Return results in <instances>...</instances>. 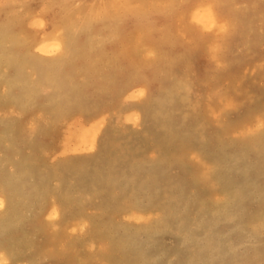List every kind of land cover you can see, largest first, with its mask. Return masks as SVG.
<instances>
[{
	"label": "rangeland",
	"instance_id": "rangeland-1",
	"mask_svg": "<svg viewBox=\"0 0 264 264\" xmlns=\"http://www.w3.org/2000/svg\"><path fill=\"white\" fill-rule=\"evenodd\" d=\"M20 1L0 0V264H263L264 221L253 219L264 202V39L257 36L253 57L234 46L238 56L224 61L237 66L220 77L206 47L223 32L189 16L217 0H142L138 12L106 10L109 0ZM231 2L251 7L254 30L264 32V0ZM166 30L172 40L160 53L185 31L189 43L200 40L198 69L208 72L206 98L185 122L155 104L159 89L137 95V75L156 66L178 104L186 63L167 80L150 50ZM53 33L67 38L64 56L36 53ZM51 73L56 85L46 81ZM164 111L161 122H146L147 113ZM94 124L101 127L94 145L78 138L80 126ZM239 188L246 189L240 204Z\"/></svg>",
	"mask_w": 264,
	"mask_h": 264
},
{
	"label": "bare ground",
	"instance_id": "bare-ground-1",
	"mask_svg": "<svg viewBox=\"0 0 264 264\" xmlns=\"http://www.w3.org/2000/svg\"><path fill=\"white\" fill-rule=\"evenodd\" d=\"M5 1H8V0H5ZM10 1V0H9ZM20 1V0H19ZM22 1V0H21ZM20 1V2H21ZM48 1V0H47ZM74 1V0H73ZM77 1V0H76ZM93 1V0H92ZM139 1V0H138ZM142 1V0H141ZM177 1V0H175ZM188 1V0H187ZM216 1V0H215ZM218 1V2H217ZM216 2V7L212 8L211 6H203V5H200L198 9L195 8V10H192L190 12V18L191 20L193 21V23H196L197 25H200V28L201 26L203 28H206L208 31H212L214 29H217L222 33V39L220 42H214V43H211L209 44L207 47H206V52L207 54L211 57V59L213 60V63L215 64L216 66V69L219 71V76L220 77H225V75H227L228 73H230L231 71H233L235 69V67L237 66V63H231V62H226L224 61L225 58H227L229 55H232L233 57H237L236 54H237V50L234 49V46L237 47L236 45H239V48H243L248 55H250L251 57L254 56V52H253V48H254V45L256 44V42L258 41V38L257 36H260V38L264 39V32L262 31H255L254 30V22H255V19H256V12H254L251 7H243L241 9L237 8L234 6V4L231 2V0H217ZM242 1V0H241ZM16 2V1H15ZM24 3L26 2L23 1ZM22 2V3H23ZM69 2V1H68ZM181 2V1H180ZM185 2V1H184ZM239 2V1H238ZM237 2V3H238ZM245 2V1H244ZM1 3V2H0ZM12 3V2H11ZM18 4V2H16ZM44 3V0L43 2ZM41 3V4H42ZM103 3V2H102ZM20 4V3H19ZM70 4V3H69ZM83 4V3H82ZM91 4V3H89ZM106 5H104L103 7H107L106 10H110V11H113L116 9V7H122L123 10H135V11H140V10H144L145 9V3L142 2H134V0H109L108 2L105 3ZM3 5V4H2ZM6 5H9L6 3ZM5 5V6H6ZM13 5V3H12ZM73 5V4H72ZM71 5V6H72ZM208 5V4H207ZM215 5V4H214ZM243 5V4H242ZM251 5V4H250ZM249 5V2H248V5L247 6H250ZM18 6V5H17ZM20 6V5H19ZM70 6V5H69ZM77 6V5H76ZM81 6V5H80ZM84 6V4L82 5ZM81 6V7H82ZM100 6V5H99ZM241 6V5H239ZM245 6V5H244ZM1 7V6H0ZM74 7V5H73ZM25 8V7H24ZM69 8V7H68ZM72 8V7H71ZM79 8V7H78ZM101 8V7H100ZM264 8V6H263ZM50 9V8H49ZM56 9V8H55ZM70 9V8H69ZM84 9V8H83ZM88 9V8H87ZM94 9V8H93ZM21 10V8H20ZM48 10V9H46ZM72 10V9H71ZM75 10V9H73ZM78 10V9H77ZM97 10V9H96ZM105 10V11H106ZM121 10V8H120ZM18 11V10H17ZM23 11V10H21ZM20 11V13H21ZM42 11V10H41ZM49 11V10H48ZM47 11V12H48ZM79 11V10H78ZM88 11V10H87ZM86 11V12H87ZM103 11V10H102ZM104 11V12H105ZM14 12V11H13ZM12 12V13H13ZM19 12V11H18ZM36 12V11H35ZM46 12V13H47ZM50 12V11H49ZM91 12V11H89ZM93 12V11H92ZM103 12V13H104ZM43 13V11H42ZM45 13V12H44ZM76 13V12H75ZM102 13V14H103ZM109 13V11H108ZM115 13V12H114ZM123 13V12H122ZM15 14V13H14ZM49 14V13H48ZM82 14V13H81ZM96 14V13H95ZM141 14V13H140ZM261 14V12H260ZM8 15V14H7ZM16 15V14H15ZM29 15V14H28ZM32 17V13L30 14ZM45 15V14H44ZM74 15V14H72ZM80 15V14H78ZM143 15V14H142ZM9 16V15H8ZM51 17V15H49ZM77 16V15H76ZM113 16V14H112ZM230 17L231 18V21H230V24L228 25V23H226L225 21V18L224 17ZM17 17V16H16ZM39 17V15H38ZM44 17V16H43ZM69 17V16H68ZM71 17V16H70ZM69 17V18H70ZM5 18V17H4ZM9 18V17H8ZM37 18V17H36ZM46 18V16H45ZM138 18V17H137ZM40 19V18H39ZM48 19V18H47ZM51 19V18H50ZM89 19V18H88ZM182 19V18H181ZM227 19V18H226ZM229 19V18H228ZM259 19V18H258ZM32 20V18H31ZM42 20V18H41ZM45 20V19H43ZM183 20V19H182ZM260 20V19H259ZM71 21V20H70ZM83 21V20H82ZM91 21V20H90ZM6 22V21H5ZM50 22V21H49ZM48 22V23H49ZM69 22V21H67ZM88 22V20L86 21ZM183 21L180 22V24L183 26L182 24ZM191 22V21H190ZM228 22V21H227ZM257 22V21H256ZM260 22V21H259ZM9 24V22H6V24ZM47 23V24H48ZM186 24V22H184ZM44 24V23H43ZM36 25V24H35ZM88 25V24H87ZM90 25V24H89ZM187 25V24H186ZM195 25V24H194ZM2 26V25H1ZM27 26V24H26ZM33 26V25H32ZM43 26V25H42ZM73 26V25H72ZM75 26V25H74ZM29 27V26H28ZM45 27V26H44ZM68 28V26H66ZM87 27V26H86ZM179 27V26H178ZM177 27V28H178ZM181 27V26H180ZM184 27V26H183ZM187 27V26H186ZM185 27V28H186ZM5 28H7L5 26ZM13 28V27H12ZM31 28V26H30ZM35 28V27H34ZM39 28V27H38ZM42 28V27H40ZM46 28V27H45ZM43 28V30L45 29ZM59 28V27H57ZM188 28V27H187ZM8 29V28H7ZM51 30V28H48ZM63 29V28H62ZM66 29V28H65ZM87 29V28H86ZM153 29V28H152ZM160 29V28H158ZM2 29H0V34L4 32H1ZM6 30V29H5ZM42 30V29H41ZM47 30V29H46ZM54 30V29H53ZM157 30V29H156ZM216 30V32H217ZM259 30V29H258ZM33 32L35 31L34 29L32 30ZM48 31V30H47ZM47 31H46V34H47ZM56 31V30H55ZM59 31V30H58ZM57 31V32H58ZM159 31V30H158ZM161 31V29H160ZM203 31V30H202ZM205 31V30H204ZM36 32V31H35ZM40 32V31H38ZM63 32V31H62ZM150 32V31H149ZM168 31L166 30V34H165V41L161 42L160 44L159 43H155L153 45H155L156 48H152L150 50H152L153 53H155V62L158 64V67L159 68H163V70L166 72V79L167 80H171L173 78V75H175V73H177V71L180 69V66L182 65V63H186V69H187V77L184 78L183 81H185L182 86H181V94H178V104L175 105V102H173V100L175 99V96L171 93V92H168L166 91V84L165 82L162 81L161 78H158L157 77V73H158V70H157V67L156 66H153L151 67V69L149 70L150 72H144L143 74H138V79H139V83L141 84V90H139L137 92V95H141V96H144V95H149V92L150 90L152 89H159V91L162 92L163 94V98L162 99H158L155 102V104H160L162 107H166V105H168L167 107H170V112H173V114L176 116L178 115V118L181 122H185L187 119H191V112H190V106L192 107H195V105L198 104V101H200L201 99H203L204 97L206 98V95H205V85H206V82H207V78H208V72H206L204 75L201 74V72H199V65L201 63V55H200V50H201V43H200V40L198 38H192V42L189 43L188 41V38L186 37V34H185V31L184 33L181 31V36L179 38V42L177 44H175L176 46H173V49H170V52L168 54H163V53H160L161 51V46H163L164 44L165 45H169L171 43V38H170V35L172 34L171 32L167 33ZM7 33V32H6ZM55 33V32H54ZM51 34L49 35V38L50 36L54 35V39L52 41H46V40H43L40 45L38 46L37 50H36V53L42 55V56H50L52 55L53 53L55 54H62L63 52L66 53V44H65V41H66V36L62 34L61 37H59L60 40H58V37L56 36L55 38V34ZM60 33V32H59ZM58 33V34H59ZM65 33V31H64ZM201 34V33H200ZM224 34V35H223ZM12 35V34H11ZM16 35V34H15ZM24 35V34H23ZM48 35V34H47ZM57 35V34H56ZM69 34H67L68 36ZM179 35V34H178ZM189 35V34H188ZM10 36V35H9ZM25 36H28V35H25ZM39 36V35H38ZM42 36V35H41ZM2 37V36H1ZM4 37V36H3ZM23 38L26 39V37L22 36ZM6 38V37H4ZM12 40H13V37H11ZM17 38V37H16ZM21 38V37H20ZM41 38V37H40ZM2 39V38H1ZM0 39V40H1ZM90 39V38H88ZM11 40V39H10ZM11 42H14L12 41ZM15 40V43H16V39ZM50 40V39H49ZM174 40V39H173ZM2 41V40H1ZM19 41V40H18ZM17 41V42H18ZM21 41V40H20ZM24 41V40H23ZM22 41V43H23ZM27 41V39H26ZM105 41V40H104ZM129 41V40H128ZM127 41V42H128ZM11 42H8V43H11ZM4 43V42H2ZM203 43V42H202ZM12 45V43H11ZM19 45V44H18ZM139 45V44H138ZM9 46V45H8ZM145 46V45H144ZM90 47V45L88 46ZM148 47V46H147ZM152 47V46H151ZM24 48V47H23ZM26 48V47H25ZM96 48V47H95ZM136 48V46H135ZM141 48L143 49V47L141 46ZM160 48V49H159ZM170 48V47H169ZM238 48V47H237ZM88 49V48H87ZM120 49V48H119ZM141 49V50H142ZM140 50V49H138ZM167 50V49H166ZM121 51V50H120ZM136 51V50H134ZM133 51V52H134ZM144 51L146 52V50H142L141 53H144ZM236 51V52H234ZM203 52V51H202ZM139 53V52H138ZM241 53V52H240ZM3 54V53H2ZM13 54V53H12ZM64 54V53H63ZM62 54V55H63ZM146 56L148 53H145ZM31 55V54H30ZM66 55V54H65ZM141 55V54H140ZM150 55V54H149ZM2 56V55H0ZM13 56V55H11ZM10 56V57H11ZM64 56V55H63ZM88 56V55H87ZM9 57V58H10ZM28 57V56H27ZM30 57V56H29ZM41 57V56H40ZM111 57V56H110ZM126 57V56H125ZM8 58V56H7ZM102 58V57H101ZM129 58V57H128ZM140 58V57H139ZM230 58V56H229ZM6 60V58H4ZM147 59V58H146ZM205 59V58H204ZM100 60V59H99ZM108 60V59H107ZM207 60V59H206ZM102 61V60H101ZM100 61V62H101ZM111 61V60H110ZM128 61V60H127ZM131 61V60H130ZM48 62H51V61H48ZM108 62V61H107ZM106 62V63H107ZM131 63V62H130ZM104 64V63H103ZM239 64V63H238ZM262 64V62H261ZM260 64V65H261ZM135 65V64H134ZM151 65V64H150ZM48 66V65H47ZM146 66V65H145ZM3 67V66H1ZM5 67V66H4ZM8 67V66H7ZM261 67V66H260ZM147 68V67H146ZM1 69V68H0ZM58 70V68L56 69ZM133 70V69H132ZM131 70V71H132ZM160 70V69H159ZM186 71V70H185ZM161 72V71H160ZM18 73V72H17ZM186 73V72H184ZM252 72H250L249 74H251ZM248 74V75H249ZM61 75V74H60ZM247 75V76H248ZM264 75V74H263ZM23 76V75H22ZM25 76V75H24ZM23 76V77H24ZM53 76V77H52ZM111 76V75H110ZM135 77V76H134ZM249 77V76H248ZM4 78V77H3ZM27 78V77H25ZM129 78V77H128ZM132 78V77H131ZM55 79H56V76L54 75V73H51L49 74V76L47 77V80L48 82L52 83V84H55ZM37 80V79H36ZM39 80V78H38ZM60 80V79H59ZM133 80V79H132ZM25 81V80H24ZM35 81V80H34ZM40 82V81H39ZM38 82V83H39ZM5 83V82H4ZM36 83V82H35ZM41 83V82H40ZM39 83V84H40ZM23 84V83H22ZM49 85V84H48ZM56 85V84H55ZM12 86V84H11ZM130 86V85H129ZM180 86V85H179ZM221 86V85H220ZM13 87V86H12ZM54 88V87H53ZM25 89V87H24ZM102 89V88H101ZM9 91V90H8ZM11 91V90H10ZM26 91V89L24 90ZM28 91V90H27ZM42 92V91H41ZM176 92H178L176 90ZM9 93V92H8ZM66 93V92H65ZM64 94V93H63ZM131 94V93H130ZM37 95V94H36ZM45 95V94H43ZM62 95V94H60ZM220 95V93H219ZM46 96V95H45ZM131 97H133L134 95L131 94L130 95ZM208 96V95H207ZM138 97V96H137ZM25 98V97H24ZM109 98H113V97H108L106 98V100H108ZM140 98V97H139ZM167 98V100L165 99ZM65 99V98H64ZM74 99V98H73ZM72 99V100H73ZM88 99V98H87ZM136 99V98H135ZM132 100V99H131ZM134 100V99H133ZM137 100V99H136ZM22 104V103H21ZM96 104V103H94ZM123 105V104H122ZM174 107H178V111H176L174 109ZM198 107V106H197ZM124 108V107H123ZM126 108V107H125ZM124 108V109H125ZM20 109V108H19ZM51 109V108H50ZM85 109V108H84ZM194 110V109H193ZM192 110V111H193ZM80 111V110H79ZM86 111V110H84ZM222 111V110H221ZM113 112V111H112ZM118 112V111H117ZM134 112V111H133ZM114 113V112H113ZM112 113V114H113ZM119 113V112H118ZM117 113V115H118ZM136 113V112H135ZM128 114V113H127ZM163 114H168L166 113V111L162 112V113H159V114H149L147 113L146 114V117H145V120H147L146 122H149V124H154L156 123L155 121L153 120H158L159 122H161V116ZM87 115V114H86ZM115 115V114H114ZM125 115V114H124ZM113 116V115H112ZM107 117V116H105ZM115 117V116H114ZM119 117V115H118ZM123 117V116H122ZM131 117V116H130ZM133 117V116H132ZM168 117V116H166ZM135 118V117H134ZM133 118V119H134ZM153 118V119H152ZM165 118V117H164ZM15 119V118H14ZM77 119H79L77 117ZM108 119V118H107ZM110 119V118H109ZM138 120V118H136ZM80 120V119H79ZM97 120V119H96ZM104 120V119H103ZM123 120V119H122ZM135 120V119H134ZM156 120V121H157ZM71 121V120H70ZM77 121V120H76ZM95 121V120H93ZM110 121V120H108ZM112 121V120H111ZM139 121V120H138ZM78 122V121H77ZM136 122V121H135ZM63 123V122H62ZM80 123V122H79ZM93 123V122H92ZM119 123V122H117ZM139 123V122H138ZM120 124V123H119ZM68 125V124H67ZM71 125H73L71 123ZM77 125V124H76ZM121 125V124H120ZM75 126V125H73ZM113 126H116L113 125ZM112 126V127H113ZM199 126V125H198ZM71 127V126H70ZM78 127V126H77ZM86 127V126H85ZM85 127L83 126H80L79 127V130L76 134H78V138H82V139H85V140H89V142L91 143V145H94L96 140H97V137H98V134L101 130V127L99 126V124H94L93 126H91L89 129H86ZM111 127V126H110ZM109 127V128H110ZM136 128V125L134 126ZM65 128V127H64ZM63 128V130H65ZM139 128V127H138ZM75 129V128H74ZM108 129V127H107ZM112 129V128H111ZM77 131V130H76ZM191 131V130H190ZM74 134V133H73ZM113 134V132H112ZM71 137L73 136L72 133H70ZM114 135V134H113ZM64 136V135H63ZM76 137V135L73 136V138ZM102 147H104L105 151H108V145H109V140L110 139V132L109 133H105L104 136H102ZM64 138V137H62ZM69 139V138H68ZM71 139V138H70ZM69 139V141H70ZM75 140V138H74ZM59 141V140H58ZM65 141V140H64ZM260 141H261V138H257L256 142V146H260ZM11 142V141H10ZM69 143V142H68ZM71 143V142H70ZM4 144V143H3ZM60 144V143H59ZM81 146V144H80ZM87 146V145H86ZM255 146V145H254ZM91 147V146H90ZM240 148V147H239ZM123 149V148H122ZM245 149V148H244ZM261 149V148H260ZM58 150V149H57ZM60 150V149H59ZM89 150V149H88ZM255 150V149H254ZM242 151V150H241ZM253 151V150H252ZM262 151V150H261ZM91 152V151H90ZM239 152V151H238ZM249 152V151H248ZM259 152V151H258ZM256 153V152H254ZM253 153V154H254ZM77 154V153H76ZM60 157V156H59ZM236 159V158H235ZM260 160H262L260 158ZM98 162V161H97ZM262 163V162H261ZM44 164V163H43ZM259 164V163H258ZM2 165V164H1ZM260 166V165H259ZM264 167V166H263ZM245 169V168H244ZM264 169V168H263ZM251 171V170H250ZM212 173V172H211ZM248 173V172H247ZM10 175V173H9ZM247 175V174H245ZM264 175V174H263ZM262 175V176H263ZM35 176V175H34ZM246 177V176H245ZM9 178V176H8ZM253 178V177H252ZM261 179V178H260ZM8 181V180H7ZM254 181V180H253ZM11 182V181H10ZM243 183V182H242ZM251 183V182H249ZM248 183V184H249ZM255 183V182H254ZM255 185V184H254ZM259 185V184H257ZM6 187V186H5ZM84 187V186H83ZM239 187V186H238ZM258 189V187H257ZM256 189V190H257ZM255 190V191H256ZM9 192V191H8ZM246 189L245 188H239V191H238V194L237 196L234 198L236 199V201L239 203V201H242L244 199V196H246ZM258 194V193H256ZM3 196V195H2ZM36 197V196H35ZM261 196L259 195V198ZM4 200V199H3ZM3 200L0 198V208L3 207ZM260 200V199H258ZM262 201V200H261ZM229 203V202H228ZM225 205L227 207H229L231 204H228ZM217 204V203H216ZM237 204V203H235ZM240 204V203H239ZM203 204H201V207H202ZM239 206V205H238ZM186 207V206H185ZM182 208V207H181ZM180 208V209H181ZM235 208V207H234ZM174 209V208H173ZM203 209H204V206H203ZM236 209V208H235ZM234 209V210H235ZM177 210V209H176ZM175 210V211H176ZM231 211V210H230ZM229 211V212H230ZM237 211V209L235 210ZM240 211V209H239ZM238 211V212H239ZM202 212V211H201ZM38 214V213H37ZM206 214V213H205ZM232 214V213H231ZM234 214V212H233ZM226 215V214H225ZM236 215L237 214H234L235 216V219H236ZM228 216V215H226ZM233 216V215H232ZM231 216V217H232ZM233 216V218H234ZM230 217V218H231ZM212 218V217H211ZM218 218V217H217ZM214 218H212L213 220ZM228 219V217H227ZM252 219V218H251ZM202 220V219H201ZM208 221L210 219H207ZM215 223H216V219H214ZM218 220V219H217ZM177 221V220H176ZM207 221V222H208ZM251 221V220H250ZM258 222V223H261L264 221V202L261 203L260 205V208L258 210V215L253 219V222ZM252 222V223H253ZM210 223V222H209ZM180 224V223H178ZM212 225V223H210ZM217 224V223H216ZM179 226V225H178ZM238 226V225H237ZM168 228V227H166ZM172 228V227H171ZM189 228V227H188ZM235 228V227H234ZM239 228V227H238ZM241 228V227H240ZM190 229V228H189ZM237 229V228H236ZM235 229V230H236ZM171 230V229H169ZM242 230V228H241ZM255 230V229H254ZM173 231V230H171ZM184 231H185V226H184ZM193 232V231H191ZM254 232V231H253ZM186 233V231H185ZM186 234H189V231L188 233ZM256 234V233H255ZM187 236V235H186ZM185 237V236H184ZM189 237V236H188ZM257 237V236H256ZM190 238H191V234H190ZM189 238V239H190ZM187 239V238H186ZM193 239V237L191 238ZM28 240V239H27ZM184 241V240H183ZM188 241V239H187ZM191 242V240H190ZM195 244V242H194ZM208 244H209V241H208ZM260 248V247H259ZM262 248V247H261ZM213 249V248H212ZM207 250V249H206ZM209 250V249H208ZM203 251V250H202ZM210 252H213V251H210ZM207 253V252H206ZM202 254V252H201ZM203 254H204V251H203ZM208 254V253H207ZM208 256V255H207ZM194 257V256H193ZM190 259V257H189ZM188 259V260H189ZM261 259V258H260ZM181 260V259H180ZM184 260V259H183ZM182 260V261H183ZM195 260V259H193ZM142 261H144L142 259ZM190 261V260H189ZM189 261L187 262L189 264ZM232 261V260H231ZM234 261V260H233ZM193 262V261H192ZM236 261H234L235 263ZM232 263V264H234ZM191 264V263H190ZM264 264V263H263Z\"/></svg>",
	"mask_w": 264,
	"mask_h": 264
}]
</instances>
